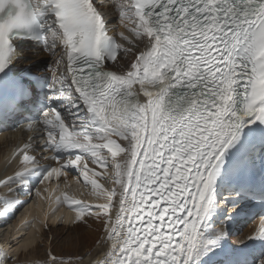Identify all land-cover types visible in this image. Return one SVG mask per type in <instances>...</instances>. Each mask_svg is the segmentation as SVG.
I'll list each match as a JSON object with an SVG mask.
<instances>
[{
    "label": "snow or ice",
    "instance_id": "snow-or-ice-1",
    "mask_svg": "<svg viewBox=\"0 0 264 264\" xmlns=\"http://www.w3.org/2000/svg\"><path fill=\"white\" fill-rule=\"evenodd\" d=\"M111 8L119 32L102 0H0V126L28 133L5 157L0 220L37 182L78 171L104 202L48 198L74 211L67 223L103 225L87 264H264V0ZM255 206L259 229L230 245ZM15 259L0 247V264Z\"/></svg>",
    "mask_w": 264,
    "mask_h": 264
},
{
    "label": "bare ground",
    "instance_id": "bare-ground-1",
    "mask_svg": "<svg viewBox=\"0 0 264 264\" xmlns=\"http://www.w3.org/2000/svg\"><path fill=\"white\" fill-rule=\"evenodd\" d=\"M117 23L119 24L118 30L121 31L122 28L120 26V22L117 21ZM40 56L42 55H36L33 58L35 59ZM12 142L13 138L9 137V135H0V174H2V172L5 170H11V168L6 169L5 167V157L12 148ZM13 166L14 165H12V167ZM97 169L100 170V172L102 171V169ZM65 181L70 182V179L67 178ZM73 181L79 182V180ZM73 181H71V184ZM62 182L63 181L57 182L58 184L56 183V188L45 187L44 189L43 186L40 187L39 190H37V192H40V195H37V205H32L29 208H26L21 214H19L16 220L5 222V226L9 229V235L2 239L3 241L0 240V246L7 247L8 243L11 242L12 254L16 255V259L10 261L12 264H44V261L47 260L42 255V252L45 250V248L48 252L51 251V253L54 255L63 258H67L68 256L75 257L90 252L91 255L84 257V264H87L89 260L97 258L99 251H102L104 248H106V245L96 243V241L101 240L105 235V230L102 224H98L95 221H89L88 226L82 225L80 227H76L71 223H67L66 221L74 218L75 213L72 209L65 211L63 207H61L64 204H61L60 207H56V212L50 211L52 208V204L48 198L50 193L53 197H55L60 193L66 192L69 196L81 201H86L88 203L104 202L97 201L95 198L91 197H82L80 194L74 193L78 190L75 187L73 188V186L71 188H67V190L65 189L66 186H60ZM99 183L103 185L101 180H99ZM2 191L3 189H0V192ZM62 213L65 214L63 218L60 217V214ZM59 221H63V223H67V225L63 224L60 227L55 228V225H57ZM22 222H25L26 226H24ZM28 222L31 223H29L27 226ZM42 222H46L52 226L51 228L49 227V230L52 231V236L45 242L43 247H41V243L45 241L46 237H44V230L41 228ZM63 228H65L64 232ZM251 228L252 221L248 222L242 227L240 235L247 233ZM27 229H29L28 233H26ZM17 233L20 234L22 239L13 241L12 238L15 237ZM59 244L64 245V247H61L62 249H60ZM19 250L23 251L18 253ZM10 262L7 261V264H10Z\"/></svg>",
    "mask_w": 264,
    "mask_h": 264
},
{
    "label": "rangeland",
    "instance_id": "rangeland-1",
    "mask_svg": "<svg viewBox=\"0 0 264 264\" xmlns=\"http://www.w3.org/2000/svg\"><path fill=\"white\" fill-rule=\"evenodd\" d=\"M76 180H79V181H80V177L78 176V179H76ZM101 181H102V183H103V185H104L105 188H107V187L109 186V183L106 182L105 180H102V179H101ZM73 182H74V181H73ZM77 183H78V182H74V183L71 184V181H70V182H66V183H61L60 186H61V185H62L63 187L66 186L65 189H67V188H71V187L73 186V188H74V187L77 188L78 191H80V192L83 191V194H84V195H87V194H88V196H93V195L91 194V188H90V186H89L88 188H85V187L82 185L83 187L81 186V188L78 189V187L76 186ZM67 190H68V189H67ZM75 190H76V189H75ZM93 197H94V196H93ZM29 223H31V222H28L27 226L29 225ZM61 225H63V224L59 223V224L55 225V226H56L55 228L60 227ZM49 227L51 228L52 226H50V225L48 224V227H47V228L41 227V228H43V230H44V237H46V238H45V241H43V242L41 243V247H43L44 244H45V242H46L47 240H49V239L51 238V236H52V234H51L52 231L49 230ZM28 231H29V229H27L26 233H28ZM64 231H65V228H63V232H64ZM8 235H9V229H8V227L3 226V225L0 226V240L6 238ZM2 241H3V240H2ZM59 247H60V249H62V248L64 247V245L59 244ZM61 247H62V248H61ZM20 251H23V250H19L18 253H19ZM52 254H53V253H52ZM13 255H15V254H13ZM42 255L45 257V259H48V251H47L46 248H45V250H43ZM53 255H54V254H53ZM15 256H16V255H15ZM10 261H11V260H9V262H10ZM11 264H12V263H11Z\"/></svg>",
    "mask_w": 264,
    "mask_h": 264
}]
</instances>
